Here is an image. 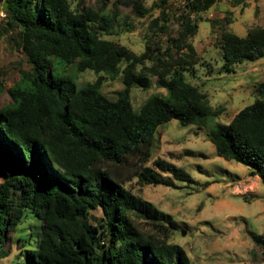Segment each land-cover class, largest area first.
Instances as JSON below:
<instances>
[{
  "label": "trees",
  "instance_id": "1",
  "mask_svg": "<svg viewBox=\"0 0 264 264\" xmlns=\"http://www.w3.org/2000/svg\"><path fill=\"white\" fill-rule=\"evenodd\" d=\"M158 1L151 7L161 8L167 0ZM213 1L184 3L177 35L165 53L155 55L150 46L136 54L101 37L117 19L118 1L107 14L105 5L93 8L83 0L75 7L68 0H2L7 5L0 31L17 32L16 45L28 67L19 69L7 89L0 78V93L9 96L0 105V258L9 253L7 232L16 231L29 214L40 222L34 247L25 250L30 264H191L183 247L166 241L170 228L159 210L125 184L136 178L139 185L176 187L164 173L194 182L165 160L146 164L159 125L176 119L201 127L220 112L185 80L181 64L178 70L166 59L172 51L194 55L188 39L197 25L190 14L207 10ZM123 3L137 17L149 13L143 0ZM152 22L165 32L159 19ZM217 43L223 71L232 72L235 64L264 55V27L244 36L224 31ZM175 62L188 65L182 55ZM86 70L94 80L78 83ZM107 76H120L123 85L113 100L101 92ZM152 76L166 95H152L134 111L130 89L148 88ZM255 90L263 95L264 83ZM206 135L219 157L245 165L248 175L264 184V99L243 106L226 126ZM98 207L101 219L87 221ZM133 216L151 232L139 229ZM250 239L264 251V234L252 233Z\"/></svg>",
  "mask_w": 264,
  "mask_h": 264
},
{
  "label": "rangeland",
  "instance_id": "2",
  "mask_svg": "<svg viewBox=\"0 0 264 264\" xmlns=\"http://www.w3.org/2000/svg\"><path fill=\"white\" fill-rule=\"evenodd\" d=\"M77 1L68 0L72 7ZM116 1L117 19L108 31L101 32V37L124 45L136 54L142 53L146 46L153 48L155 55L165 53L169 39L178 33L180 16L184 14L179 0H167L161 8L151 7L158 0H143L149 8L143 18L135 16L131 5L123 3L131 0H83V3L93 8L105 5L106 13L111 14ZM2 5L0 0V26L4 24ZM190 18L197 25V32L188 39L194 55L187 50L172 51V57L168 55L166 59L174 62L177 68L181 64L185 80L205 95L213 110L220 112L201 127L183 126L176 119L159 125L146 165L153 167L154 160H165L187 172L194 182L176 180L164 173L163 177L170 178L176 187L139 185L136 178L125 185L134 195L159 210L162 221L170 228L166 241L183 247L191 264H264V251L250 239L252 233L264 234V184L257 176L248 175L245 165L219 157L206 135L218 125L226 126L243 106L264 99V94L255 90L259 83H264V55L254 61L235 64L232 72H224L217 43L224 31L244 36L251 28L264 27V0H241L239 3L216 0L207 10L190 14ZM153 19L165 24L164 33L158 32ZM127 25H133V29L129 31ZM18 38L15 30L0 31V78L4 89L18 79L20 68L28 67L24 53L16 45ZM181 55L188 65L175 62ZM95 76L91 70H86L78 75V83L93 81ZM150 80L146 89L135 86L130 89L134 111H138L150 96L166 95L164 88L156 86V77ZM122 86L120 76L114 79L107 76L101 92L113 100ZM8 99L6 91L0 93V105ZM186 151L194 155H187ZM200 153L205 158L198 156ZM102 215L98 207L90 211L86 220L98 222ZM133 217L139 229L151 232L144 220ZM39 226L40 222L27 214L16 231L7 232L11 237L9 253L0 258V264H30L25 250L34 247ZM18 236L22 240H18ZM32 264L37 263L33 260Z\"/></svg>",
  "mask_w": 264,
  "mask_h": 264
},
{
  "label": "built area",
  "instance_id": "3",
  "mask_svg": "<svg viewBox=\"0 0 264 264\" xmlns=\"http://www.w3.org/2000/svg\"><path fill=\"white\" fill-rule=\"evenodd\" d=\"M192 1H194V0H179V2L183 5L184 3H186V2H192ZM3 15H4V13H3Z\"/></svg>",
  "mask_w": 264,
  "mask_h": 264
},
{
  "label": "water",
  "instance_id": "4",
  "mask_svg": "<svg viewBox=\"0 0 264 264\" xmlns=\"http://www.w3.org/2000/svg\"><path fill=\"white\" fill-rule=\"evenodd\" d=\"M6 5H7V2H4V3H3V5H2V11H4V10H5V8H6Z\"/></svg>",
  "mask_w": 264,
  "mask_h": 264
},
{
  "label": "crops",
  "instance_id": "5",
  "mask_svg": "<svg viewBox=\"0 0 264 264\" xmlns=\"http://www.w3.org/2000/svg\"><path fill=\"white\" fill-rule=\"evenodd\" d=\"M215 1H216V0H214L213 3H212L210 6H212V5L215 3ZM235 1H236V0H235ZM210 6H209V7H210Z\"/></svg>",
  "mask_w": 264,
  "mask_h": 264
}]
</instances>
